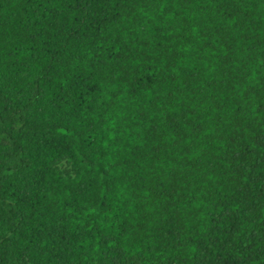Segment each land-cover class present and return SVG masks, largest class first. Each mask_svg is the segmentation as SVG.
<instances>
[{"label":"trees","instance_id":"trees-1","mask_svg":"<svg viewBox=\"0 0 264 264\" xmlns=\"http://www.w3.org/2000/svg\"><path fill=\"white\" fill-rule=\"evenodd\" d=\"M0 264H264V0H0Z\"/></svg>","mask_w":264,"mask_h":264}]
</instances>
